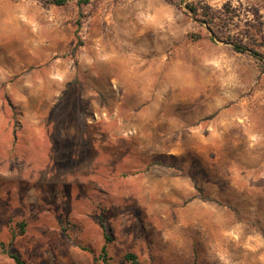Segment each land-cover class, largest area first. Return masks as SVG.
<instances>
[{
    "label": "rangeland",
    "instance_id": "obj_1",
    "mask_svg": "<svg viewBox=\"0 0 264 264\" xmlns=\"http://www.w3.org/2000/svg\"><path fill=\"white\" fill-rule=\"evenodd\" d=\"M103 229L108 264H264V0H0V264H103Z\"/></svg>",
    "mask_w": 264,
    "mask_h": 264
},
{
    "label": "trees",
    "instance_id": "obj_2",
    "mask_svg": "<svg viewBox=\"0 0 264 264\" xmlns=\"http://www.w3.org/2000/svg\"><path fill=\"white\" fill-rule=\"evenodd\" d=\"M68 0H51V3L55 5H64ZM88 0H78V3H86ZM193 9V8H192ZM233 47L236 51H249L251 54L258 55L256 51L253 49H248L247 47L243 45H238V44H233ZM19 228V231L22 232L24 223L23 222H18L16 224ZM110 241V238L108 234L106 233L105 229H103V244L100 247V253L99 257L101 258L103 264H108V257H107V244ZM1 245V244H0ZM5 253H7L15 262V264H25L24 260L21 258V256L16 253V252H10L8 250H4ZM125 259H128L130 261H135L136 257L133 253H126L124 255Z\"/></svg>",
    "mask_w": 264,
    "mask_h": 264
}]
</instances>
